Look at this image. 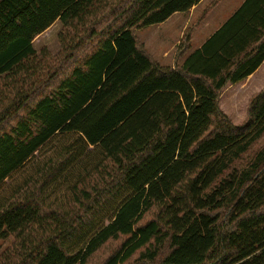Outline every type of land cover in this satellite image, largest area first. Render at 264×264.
Returning <instances> with one entry per match:
<instances>
[{
    "label": "trees",
    "instance_id": "16d2710c",
    "mask_svg": "<svg viewBox=\"0 0 264 264\" xmlns=\"http://www.w3.org/2000/svg\"><path fill=\"white\" fill-rule=\"evenodd\" d=\"M199 1L0 0V240L12 239L0 264H89L110 245L98 264H264V145L253 151L264 89L240 125L219 106L264 61V0H246L181 64L219 0L185 30L173 66L135 34ZM55 21L58 53L37 54ZM58 135L76 137L6 193ZM78 142L100 160L75 174L65 207L49 205Z\"/></svg>",
    "mask_w": 264,
    "mask_h": 264
},
{
    "label": "rangeland",
    "instance_id": "374dc122",
    "mask_svg": "<svg viewBox=\"0 0 264 264\" xmlns=\"http://www.w3.org/2000/svg\"><path fill=\"white\" fill-rule=\"evenodd\" d=\"M171 24L173 21L168 22L163 25L161 29L155 26H149L142 30H137L135 32L138 40H143L150 43L149 49L152 54L157 57V51H159V47H169L172 40H174L175 36V27L171 28ZM61 24L60 22L55 23L52 27L46 30L42 35L37 37L33 42V48L36 53H40L42 49H45L50 55L55 56L59 51V45L57 41L58 34L61 32ZM171 30V32H169ZM160 37L164 38L160 41ZM139 42L141 43V41ZM142 44V43H141ZM143 45V44H142ZM144 46V45H143ZM149 53V52H148ZM150 54V53H149ZM153 58V56L150 54ZM171 56V54H170ZM169 62L168 60L165 61ZM264 89V81H248L243 82L238 85L227 86L221 93L219 97V106L221 111L227 115L231 121L236 124H242L246 119L247 114V103L249 99ZM76 137V135H58L54 137L48 144H46L39 153L33 157V159L26 164L18 173H16L12 178L8 181L5 186L4 191L6 193L10 192V189H14V186L20 184L24 178H26L30 171H33L36 168H40L44 162L48 159L53 158L57 155V153L61 150V148L69 145L72 140ZM264 145V138L259 141L253 151L256 149H260ZM81 149V154L75 159L74 163L70 168L65 171V174L60 175L45 191L44 197L46 199L47 204L56 203L58 205L66 206V197L69 194L68 187L75 180V174L81 170H90L99 160L100 155L96 150L92 147L82 146L80 142L76 145ZM251 154H248L247 158L251 157ZM246 162H240V166L244 165ZM68 176H65L67 175ZM69 185V186H68ZM3 203V199L0 197V206ZM110 218V214H107L105 218L98 219V224L101 225L106 224V221ZM12 242L11 238L6 240H0V254L10 247ZM111 247L114 245H110V247L105 248L99 251L93 259H91L89 264H98L100 260H102L108 252L111 250Z\"/></svg>",
    "mask_w": 264,
    "mask_h": 264
},
{
    "label": "crops",
    "instance_id": "0c3cea01",
    "mask_svg": "<svg viewBox=\"0 0 264 264\" xmlns=\"http://www.w3.org/2000/svg\"><path fill=\"white\" fill-rule=\"evenodd\" d=\"M245 1L246 0H219L217 4L206 15V17L200 22V24L192 31V35L190 39V50L183 56V58H181L178 61V63L181 64L189 54L199 49L216 31H218L241 8V6L244 4ZM210 2L211 0H200L195 6H193L187 12L175 13L171 17H169L165 22L157 25V27L160 30L163 25L173 21V24H171L170 27L173 28L174 26L176 30L174 40H172L170 46L167 48H165L164 46L159 47V51H157L158 54L157 57H155V55L152 54L150 50H148L150 43L147 44V42L139 39L141 43L144 45V48L147 50V52H149L153 56V59L159 65L173 66L175 50L179 44V41L183 33L185 32L186 29L190 28L195 23V21L202 14L205 8L210 4ZM57 22L59 21H55L50 27H52ZM169 32H171V30H169ZM37 37H35L34 40ZM162 39L164 38L160 37V41H162ZM33 42H32V46H33ZM167 60L169 62L166 63L165 61ZM253 80L264 81V61L261 63V65L252 75L248 76L243 81L234 85H238L243 82L246 83L248 81H253ZM229 86H233V85H229Z\"/></svg>",
    "mask_w": 264,
    "mask_h": 264
}]
</instances>
